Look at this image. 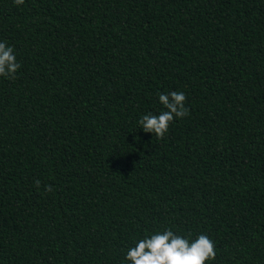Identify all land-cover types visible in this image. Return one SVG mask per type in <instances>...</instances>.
Masks as SVG:
<instances>
[{"label": "trees", "instance_id": "16d2710c", "mask_svg": "<svg viewBox=\"0 0 264 264\" xmlns=\"http://www.w3.org/2000/svg\"><path fill=\"white\" fill-rule=\"evenodd\" d=\"M0 40V264H121L166 227L264 264V0H0ZM168 91L188 115L138 129Z\"/></svg>", "mask_w": 264, "mask_h": 264}, {"label": "clouds", "instance_id": "9594fccd", "mask_svg": "<svg viewBox=\"0 0 264 264\" xmlns=\"http://www.w3.org/2000/svg\"><path fill=\"white\" fill-rule=\"evenodd\" d=\"M24 2L25 0H13L17 6ZM20 67L14 46L0 40V77L14 80ZM186 99L184 91L158 93L157 103L162 110L139 114L137 128L163 138L174 119L188 115ZM40 183L38 179L34 181L37 189L40 188ZM44 190L52 192L53 186L45 185ZM215 259V242L207 234H180L166 227L145 234L142 238H135L124 251L121 264H212Z\"/></svg>", "mask_w": 264, "mask_h": 264}]
</instances>
